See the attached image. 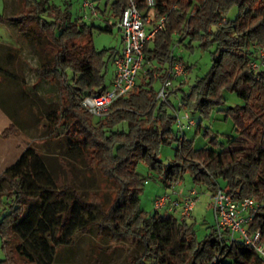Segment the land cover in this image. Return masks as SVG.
<instances>
[{
	"label": "trees",
	"instance_id": "trees-1",
	"mask_svg": "<svg viewBox=\"0 0 264 264\" xmlns=\"http://www.w3.org/2000/svg\"><path fill=\"white\" fill-rule=\"evenodd\" d=\"M93 1L96 19L107 14L116 19V26L129 6V0ZM133 1L147 13L146 0ZM154 1V11L166 21L144 46L143 79L98 118L81 104L107 89L105 72L115 52L95 49V27L83 15H73L72 2L17 0L9 16L0 15V24L15 25L16 33L41 53L35 68L38 79L58 89V102L44 127L52 139L65 143L57 161L68 180L63 182V176L31 147L0 173V239L5 253L0 264H54L57 249L73 245L77 235L92 226L112 240L140 243L142 251L130 264H264L243 242H230L227 230L210 227L199 241L187 218L156 210L147 214L140 208V193L150 175L171 188L187 173L211 194L220 188L233 201L253 197L264 203V68L250 67L264 52V0ZM232 9L236 13L230 17ZM112 26L107 24L103 31ZM194 42L203 50L212 48L211 67L181 95L186 110L208 117L222 103L223 91L241 101L224 110L235 135L224 141L214 135L212 147L199 149L184 133L173 131V113L156 100L168 75L172 48L182 44L190 49ZM1 49L5 48L0 43ZM15 57L16 51L4 57L2 78L16 79L5 68ZM178 58L187 71L188 65ZM180 91L177 85L171 93ZM195 127L199 131L201 123ZM16 131L10 123L1 136L5 139ZM172 143L175 157L164 164L159 148ZM77 163L95 168L111 185L108 200L95 191L84 193L72 170ZM138 163L148 167L147 177L136 171ZM248 228L264 235V206Z\"/></svg>",
	"mask_w": 264,
	"mask_h": 264
},
{
	"label": "rangeland",
	"instance_id": "rangeland-1",
	"mask_svg": "<svg viewBox=\"0 0 264 264\" xmlns=\"http://www.w3.org/2000/svg\"><path fill=\"white\" fill-rule=\"evenodd\" d=\"M70 1L72 2L71 11L73 15H83L82 0ZM17 5V0H0V15L9 16L17 8ZM235 13L236 10L232 9L230 17H233ZM116 22V19L107 14L97 19L86 20V23L95 27L92 40L96 50L120 51L121 35ZM109 23L113 24L111 31H103ZM16 30L15 25L0 24V43L5 48L0 50V64H5L4 57L8 53L16 51V57L11 60L10 65H5L9 74L15 76L16 79L0 76V173L10 166L24 149L31 147L45 158L54 173L63 176V182L66 183L68 180H65L64 172L57 161V156L64 155L65 143L63 140L52 139L44 127L48 112L56 107L58 102V89L55 85L38 79L35 68L41 60V53L35 51L31 41L18 35ZM183 42L188 43V38L184 39ZM6 48H10L11 51L8 52ZM211 50L212 48L203 50L195 42L190 49L182 44L175 48V54L180 56L189 68L186 71L183 65L184 76L181 78L183 82L178 84L182 91L178 92L177 95L172 94L173 96L171 95L172 97L169 98L173 108L178 109L181 95L188 93L189 88L197 78L204 76L209 71ZM143 74L144 70L141 69L137 74L136 83L142 81ZM113 76L114 66L112 60H109L105 72L107 88L111 87ZM222 99V103L205 118H201L198 112L187 110L189 117L196 124L201 123L199 131L193 126L187 127L183 132L186 139L192 140L194 148L212 147L211 138L214 135L218 136L221 141H224L227 135H235L232 121L225 116L224 110L241 103V101L229 91H223ZM185 109L180 108L178 110L184 124H186L183 119ZM169 111L173 113L172 108H169ZM10 123L17 126V131L14 135L4 139L1 132ZM172 129L174 132L177 131L176 123H173ZM175 149L176 143L162 145L159 148V158L164 164L173 161ZM72 170L76 175L75 182L83 184L84 193L95 191L101 194L103 198L105 196L107 200L111 197V185L100 176L98 170L82 163L73 165ZM136 171L143 177L148 175V167L144 163H138ZM221 186H223L222 182ZM192 189L196 191L198 199L186 221L192 225L196 238L200 241L210 231V227L216 225V221L210 204V191L203 186L195 185L188 173L171 188H165L154 175H150L149 178H146L140 193V208L147 214H153L155 211L153 201L156 197L170 195L173 199L181 200ZM160 213L166 214L163 210ZM171 215L178 219V212ZM235 238L240 240L238 234L235 235ZM141 251L140 243L127 239L112 240L106 235H98L96 227L92 226L87 232L78 234L73 245L58 248L54 264H130L133 259L140 255ZM4 257L5 253L0 239V260Z\"/></svg>",
	"mask_w": 264,
	"mask_h": 264
},
{
	"label": "built area",
	"instance_id": "built-area-1",
	"mask_svg": "<svg viewBox=\"0 0 264 264\" xmlns=\"http://www.w3.org/2000/svg\"><path fill=\"white\" fill-rule=\"evenodd\" d=\"M145 6L147 13H142L134 1L129 0V6L123 11L117 23L122 34L123 48L121 53L113 59L114 76L111 80V87L99 95L84 99L81 104L94 117L107 115L111 104L133 88L137 74L144 64V46L164 26L166 16L158 15L154 11L155 1L146 0ZM81 8L85 21L98 16L97 6L93 0H82ZM177 47L175 45L172 48L168 75L160 85L156 100L164 102L173 109L177 130L183 133L187 127L195 126V121L189 117V112L185 109L183 119L186 124L182 123L178 110L185 108L184 103L179 100L178 109H175L169 101L175 83L180 82L181 84L183 82L181 78L184 76L182 61L178 58L179 56L173 57ZM250 67L254 71L264 68V52H260L259 60L251 62ZM197 199V193L192 189L181 200L173 199L170 195H163L156 197L153 203L156 211L163 210L166 214L178 212V219L183 220L190 217ZM210 204L215 216L216 229L219 232L227 230L230 242L237 240L235 235L238 234L239 241L264 259V235L260 230L251 232L248 228L249 223L264 203H258L253 197L233 201L222 189L217 188L210 195Z\"/></svg>",
	"mask_w": 264,
	"mask_h": 264
},
{
	"label": "crops",
	"instance_id": "crops-1",
	"mask_svg": "<svg viewBox=\"0 0 264 264\" xmlns=\"http://www.w3.org/2000/svg\"><path fill=\"white\" fill-rule=\"evenodd\" d=\"M120 31V30H119ZM120 37H121V49H120V51H116L115 52V55L113 56V58L111 59L112 60V63H113V59L118 55V54H120L121 53V51H122V48H123V45H122V34H121V31H120ZM114 66V65H113ZM178 84H180V82H177V83H175V86H177ZM107 89H109V88H107ZM173 96V95H172ZM171 96V97H172Z\"/></svg>",
	"mask_w": 264,
	"mask_h": 264
}]
</instances>
